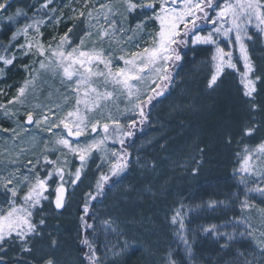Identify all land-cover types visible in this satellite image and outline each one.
<instances>
[{
    "label": "snow or ice",
    "instance_id": "snow-or-ice-1",
    "mask_svg": "<svg viewBox=\"0 0 264 264\" xmlns=\"http://www.w3.org/2000/svg\"><path fill=\"white\" fill-rule=\"evenodd\" d=\"M53 3L54 0H43L32 16L21 8L8 15H0V29H12L8 44L0 45L4 52L0 54V64L4 66L0 68V76L7 66L17 60L16 52L23 57H37L29 65L22 66L29 76L17 88L16 95L7 104L0 103L4 117L12 119L18 114V110L14 111L9 106L25 104L29 90H36L41 72L50 73L53 78L59 76L66 88L62 94V104L51 107L35 104L33 109L26 112V118L20 125V132L28 133L29 129L24 124L35 125L39 131L51 134L54 139L32 136L33 144L43 142L41 153L34 160H27L23 170L17 166L7 175H0V252L6 250L4 245L9 240H14L20 243L22 252L31 253L30 241L43 235L41 226L46 224L44 203H52L57 211L65 208L69 186L74 188L78 185L89 160L94 154H99L101 163L97 169L107 165L108 171L101 172L96 179L95 194L85 193L80 216V227L84 233L80 239V259L82 264H103L95 242L98 228L90 204L104 194L106 186L116 182L113 178L121 177L128 170L131 153L126 141L135 135L134 129L137 127L136 119H128V123L124 124L122 119L114 117L112 106L119 111L117 101L123 96L131 107H126L121 116L127 118L125 113L133 112L139 118V124H145L148 120L145 108L168 89L172 70L183 60L182 49L189 45L193 48L211 45L214 48L211 55L213 71L207 87L216 85L226 70H233L239 75L243 96L251 102V110H259L254 100L257 83L264 82V77L256 75L249 42H254L257 36L264 42V0H83L81 8H73V16L70 17L83 24L79 42L74 43L72 36L79 25L73 24L58 39L52 37L55 44H45L42 28L49 24L58 26L63 17V9L51 7ZM10 7V0H0V12H7ZM57 11L60 15H55ZM21 19L25 21L23 24L20 23ZM202 22L212 26L207 34L202 33ZM149 25L153 26L152 30H149ZM250 29H255V32ZM21 37L22 43L19 42ZM222 40L226 42V47L221 46ZM137 41L143 42L144 46ZM14 43L13 54L8 55ZM105 43L109 45L107 48L104 47ZM237 51L238 59L234 56ZM114 61H120L122 66ZM37 63L39 67L35 68ZM239 63H242V71ZM149 83L154 86L142 93L139 85ZM3 94L0 89V95ZM51 95L48 94L49 98ZM142 95L146 98L142 99ZM70 100L73 103L65 115L59 116L53 110L63 111ZM36 109L39 110L38 115ZM61 128L66 135L53 131ZM256 129L255 124L246 127L243 135L251 137ZM11 131L14 140L20 136L15 129ZM89 133L96 135L87 138ZM81 137L85 139L81 141ZM109 141L119 144L120 149L109 148ZM227 142L231 143L230 137ZM199 151L202 153L203 149ZM242 151V156L237 153L241 159L235 172L239 174V183L244 190V199L240 202V208L244 211L255 207L252 202L254 196L264 199V140L255 147L244 145ZM53 154L56 155L55 160L50 158ZM69 154L79 162L74 173L71 171ZM10 163L18 165L19 162L12 160ZM196 163L199 165L200 161ZM192 171L195 175L198 168ZM54 180L53 189L51 182ZM53 190L54 199L51 195ZM216 203L210 202L208 206L214 208ZM182 208L175 210L171 223L179 225L176 235L191 255L192 247L184 234L186 214ZM259 212L264 217V208H260ZM37 213L41 214L38 223L35 221ZM89 217L92 222H89ZM100 227L105 233L116 231L111 220L101 221ZM202 230L214 236L226 237L227 241H236L238 237L250 240L255 249L250 253L252 259L237 250L234 258L236 264H256L258 259H264V228L254 227L248 217H235L231 232H220L215 224ZM57 243L56 239H52L51 246L55 248ZM229 246L228 243L221 245L222 248ZM113 255L120 253L114 252ZM241 256L244 257L242 261L239 260ZM2 261L3 257L0 256V264ZM43 264L57 262L54 257H49ZM165 264L179 262L169 252Z\"/></svg>",
    "mask_w": 264,
    "mask_h": 264
},
{
    "label": "rangeland",
    "instance_id": "rangeland-1",
    "mask_svg": "<svg viewBox=\"0 0 264 264\" xmlns=\"http://www.w3.org/2000/svg\"><path fill=\"white\" fill-rule=\"evenodd\" d=\"M38 1L39 0H12L10 3L11 7L8 8L7 12H0V15L11 14L17 8L24 9L25 12L28 11V14H32L34 9L38 8ZM56 2L57 4L54 7L63 9V17L58 26L53 25L54 27L50 28H54L55 30L52 32L49 31L48 38L45 39V44L49 42L55 44L52 37L55 36L58 39L59 35L66 32L68 27L73 24L79 25L72 33L74 43H78L79 37L83 34V24L74 19H70V17L73 16L72 9H80L83 0H56ZM65 5H69V7H65ZM212 14L214 15V13ZM55 15H60V12L57 11ZM211 27L212 26L210 25L209 29L202 30V33L207 34ZM152 28L153 26L149 25V30H152ZM7 29L8 28L0 29V39ZM250 31L254 33L255 29H250ZM144 39L147 40V37ZM255 40H259V46L264 49V42L261 41L260 37L257 36ZM19 42L22 43L23 39ZM137 42L141 43V46H144L143 42ZM108 46L109 45L107 43L104 44L105 48ZM221 46L226 47V42L222 40ZM131 50L137 49L132 48ZM213 52L214 48L211 45H198L195 48L189 45L187 52L184 54L183 60L179 63L177 73L173 78L168 94L163 100L153 104L148 109V124H146L145 128L134 138L133 143L128 147V151L131 153V163L128 170H126L125 173H122L121 177H116V182L114 184L106 186L107 188L104 194L98 201L96 199L91 202L90 209L92 214L96 217L95 223L98 228V235L95 237V242L98 245V253L103 261V264H123L124 258L136 248L149 253V250L147 249L148 239L153 237L157 231V233L163 235L165 241H167V245L162 254H159L158 256L155 252L147 254L148 257L154 259L155 264H165L167 254L169 252L173 253L174 258L179 262V264H199L193 260L190 261L191 255H189L185 246L176 235L179 225H173L171 223V217L174 215L176 209H180L181 206H183L182 211L186 214L184 216L186 225L184 234L187 236L192 247L193 241H196L200 236L208 234L203 232V227L211 226L201 223L198 218H191V216L195 213H200L202 210L201 206L185 204L183 200L181 201L179 199H175L173 201V206L169 205L164 207V209L166 208V210H168L169 214L164 221V227H162L161 230L154 226L155 222H153L152 226H150L151 220L145 216L143 217L141 215L142 212L139 213L137 209H143V206L146 205L144 197H147V200L152 199L150 200L151 203H148L150 204L148 207L153 208L156 204L153 203V199H156L161 195H166L167 190L163 187H159L158 192H155L153 186H146L148 183H152L154 181V176L158 174L160 169L158 160L154 158V154L152 153L158 143L163 142V139L161 138L171 135L170 133L172 128L169 125V120L167 121V117L169 115H188L190 111L197 112L196 110L199 109V107L194 108L192 106L193 101L190 96L191 91H188V88L193 87L198 94H203L216 89L218 82L212 88L207 87L208 80L210 79L213 71L211 61V55ZM116 54H119L118 49ZM16 55L18 58L22 56L18 52H16ZM234 56L238 59V51L234 53ZM35 59H37V57L32 55L27 56V65ZM114 63L121 65L120 61H114ZM34 67L38 68V63L35 64ZM238 67L241 71L243 70L242 63H239ZM227 72H233L236 75L238 86L241 90L240 93L245 99L243 96V88L239 82V75L233 70H226L222 76ZM12 74L13 80L12 77H10L12 76L11 74H9L7 78H4L3 76L0 77V89L4 92L3 95H0V103L7 104V101L16 95V90L22 85L24 79L29 76L28 72H22L19 68L15 69ZM39 76L40 79L37 81V88L35 91L31 89L29 90L25 104L23 106L19 104L9 106V108L14 111L18 110V114L15 117L12 119L5 118L3 110H0V175H7L8 171L17 166L21 167V170H23L24 164L27 160H34L35 157L41 153L43 149V142L41 141L33 144L31 139L32 136L38 135L46 139H54L51 134L39 131L35 125L26 126L24 124L23 126L29 129V131L26 134L20 132V125L24 122L26 112L33 109L35 104L39 103L41 105H48L51 107L54 104L63 103L62 94L66 92V88L65 85L61 83L60 77L57 76L53 78L50 73L44 72L39 73ZM222 76L218 79V81L222 78ZM3 79L6 80L4 84H2ZM150 86L154 85H150V83L139 85L142 93H146L148 87ZM49 93L52 94L51 98L48 96ZM196 96L197 95L195 94L194 98ZM141 98L144 99L146 96L142 95ZM72 103L73 101L70 100L68 106L65 107L63 111L56 109L53 110L57 111L59 116H63L70 109ZM117 104L119 111L116 106H112V115L114 117L122 119L124 124L128 123V119H136V115L133 112L125 113V117L127 118L121 116V112H123L126 107H131V105L127 104L123 96L120 97ZM35 112L37 115L39 114L38 109H36ZM97 115H99V113H97ZM253 124L258 127L255 118H253L249 127ZM3 129H9L10 131L5 132ZM11 129H15L17 132H20V136L15 140L12 138L13 133ZM53 131H60L62 134L66 135V133H63L62 128L54 129ZM94 135L96 134L89 133L87 138H91ZM84 139L85 137L80 138L81 141ZM261 140H264V137L250 140V142L243 143L237 147L235 169L233 173L238 183L239 174L236 173L235 170L239 167V161L243 155L242 150L244 145L255 147V145L261 142ZM108 147L116 148L118 150L117 144H113L111 141L108 142ZM21 149H24V151L21 152ZM238 152L241 153V156H237ZM50 158L55 160L56 155L53 154ZM68 159L72 162L71 171L74 173L75 168L79 166V162L70 154L68 155ZM12 160H18V165L11 164L10 161ZM100 163V155L94 154L89 160L82 175V179L78 185L74 188L73 186H69L67 203L62 211H55L52 203H44L43 213L46 224L41 226L43 235L40 237H33L30 241L29 246L32 248L31 253L22 252L19 242L9 240L8 243L4 245L6 250L0 252V256L3 257L2 264H43V261L49 257H54L57 264H81L79 258L74 255L75 250L73 241L77 237L79 222L78 215L80 210V215H82L85 193H95L94 185L96 179L99 177L101 172L108 171L107 165H104L98 170L97 165ZM181 168L182 170H185L188 167L182 163ZM44 174L46 175V172ZM147 178L149 179L147 180ZM51 183L52 188L54 189L56 181L54 180ZM239 186L241 188L240 196L244 199L243 186L240 183ZM165 187H169V183L166 184ZM51 195L52 198H54V190ZM252 202L255 204V207L251 210H244V212H242L243 216L240 217H248L254 227L262 229L264 228V217H261L259 209L264 208V199H261L258 195H256L253 197ZM124 205L130 208L129 212L121 209ZM137 215H139V217ZM40 218L41 214L37 213L35 221L38 223ZM103 220L113 221L116 231L109 230L105 233L100 227L101 221ZM219 231L231 232L232 227H225L222 225L219 226ZM256 235H259V231H257ZM212 237L216 241L223 238V236L214 235H212ZM52 239H56L58 242L55 248L51 246ZM126 244L127 247H125ZM122 249L124 251H121ZM114 252L120 253V255H113ZM239 260L242 261L243 259L239 258ZM212 264H236V262L234 259L228 260V254H226L225 261H212Z\"/></svg>",
    "mask_w": 264,
    "mask_h": 264
},
{
    "label": "trees",
    "instance_id": "trees-1",
    "mask_svg": "<svg viewBox=\"0 0 264 264\" xmlns=\"http://www.w3.org/2000/svg\"><path fill=\"white\" fill-rule=\"evenodd\" d=\"M40 3H43V0L38 1V7ZM56 4L57 2L54 0L51 7H54ZM28 15L32 16L33 13ZM24 22L23 19L20 20L21 24ZM51 27L54 26L49 24V26L42 28L44 42L45 39L48 38L49 31L52 32L55 30L54 28L50 29ZM200 27L202 30H207L210 28V25L202 22ZM11 30L12 29L8 28L1 36L0 45L8 44ZM22 39V37L19 38V41ZM14 48L15 43L7 54L12 55ZM187 49L188 48L182 49L184 54L187 52ZM249 51L257 69L256 75L264 77V49L259 46V40L249 42ZM0 54H4L2 47H0ZM26 58L27 57L23 56L19 57L13 65L5 68L2 76L7 78L8 75L11 74L12 76L10 77H12L13 80L12 73L15 69L19 68L20 71H24L22 66L27 65ZM178 66L179 64L172 70V80L169 82V87L164 95L153 100L152 104L145 108L146 112L153 104H156L166 97L171 88L173 78L177 73ZM2 67L4 66L0 64V68ZM5 82L6 80L3 79L2 84ZM257 86V94L254 102L259 106V110L255 112L251 110V103L242 97L237 77L233 72L224 74L218 81L216 89L207 93L198 94L193 87L188 88V91H191L192 106L194 108L199 107V109L196 110L197 112L190 111L188 115H169L167 117V121L169 120V125L172 128L170 134L175 138V145L172 147L173 153L170 158L171 160H177L179 158L180 164L176 165L175 169L168 170L164 169V167L162 169L160 168L158 174L154 176V181L148 183L146 186H153L155 192H158L159 187H163L167 190V194L176 195L174 199H179V185L183 182L187 183L192 189L193 197L197 200V202H195V200L190 202L193 205L202 207L200 213H195L191 218H198L201 223L207 225L215 224L217 226L224 225L225 227H232L235 217L243 216L242 212H244L240 208V202L242 200L240 196L241 188L233 173L237 149L232 148L237 142V147H239L243 143L250 142V140L264 137V82H258ZM195 94L197 96L194 98ZM253 118H255L258 127L251 137H245L243 135L244 129L250 126ZM136 120L137 127L134 129L135 135L127 139L126 142L128 146L133 143L134 138L145 128L146 124H148V122H146L140 125L137 116ZM229 137L231 138V143L227 142ZM199 145H202L201 148L203 152L197 153L199 159L196 160H199L200 164L197 165L195 160L194 166L198 168V173L193 175V168H191L192 166L189 167L191 161H188L189 157L186 152H197L198 148H200L198 147ZM117 147L119 150L120 145L117 144ZM157 158L159 157L157 156ZM182 163L187 165L188 168L182 170ZM115 178L113 179L116 180ZM148 179L149 178H147V180ZM168 183L169 187H165ZM101 196L97 197V201ZM162 197L161 195L158 198ZM144 199L146 202L147 197H144ZM213 201L217 202L216 206L214 208H208L209 203ZM221 201H223V203H219ZM125 207L128 208L127 206ZM80 211L78 215V233L73 242L75 254L82 264L80 259V253L82 251L80 239L84 233L80 227ZM125 211L129 212L130 208ZM137 211L141 213L143 209L139 208ZM148 216L151 217V222L157 223L158 220L154 213ZM89 222H92L91 217H89ZM160 228L161 226L159 229ZM155 240L159 242L158 247ZM225 243H228L230 246L222 248L221 245ZM166 245L167 241H165L163 235L157 233L155 236L148 239L147 249L149 253L141 249H135L125 258L123 264H155L154 259L148 257L147 254L155 252L158 256L165 250ZM237 250L243 251L249 259H252L250 253L255 251L250 240L238 237L236 241H227L226 237H223L216 241L212 235L208 233L207 235L198 237L196 241L192 242L190 261L193 260L199 264H212V261L223 262L226 259V254H228V257L233 254L236 255ZM239 258L244 259L243 256ZM256 263L264 264V259H258Z\"/></svg>",
    "mask_w": 264,
    "mask_h": 264
},
{
    "label": "bare ground",
    "instance_id": "bare-ground-1",
    "mask_svg": "<svg viewBox=\"0 0 264 264\" xmlns=\"http://www.w3.org/2000/svg\"><path fill=\"white\" fill-rule=\"evenodd\" d=\"M205 93H207V92H205ZM161 139H163L162 140L163 142L158 143V145L156 146V148L154 149V151H153L152 154H154V158L156 160H158V163H159L161 169L163 167H164V169H168V170L169 169H175L176 168V165L180 164L179 163V158L177 160H174V159L171 160V158H170L171 154L173 153L172 152L173 151L172 150V147L175 145V140H174L175 138H174V136L169 135V136L163 137ZM237 143L233 146L232 149H237V146H238ZM198 147H200V148H198V151L197 152H193V151H190V152L187 151L186 152L187 155H188V157H189L188 161H191V163H190L191 165H189V167L192 166L191 168H195L196 167V166H194L195 165L194 164L195 163V160L196 159H199V155L197 153L200 152L199 150L201 149L202 145H199ZM157 156L160 159L157 158ZM196 161H198V160H196ZM179 189H180V195L178 197L179 200H181V201L183 200V202L185 204L192 205V203L190 201H194L195 198L192 195V189L190 188V186L187 183H184L183 182V183H180ZM174 198H175V195H169L166 192V195H164L162 198H158L157 200L153 199L154 200L153 203H156L155 204V207L152 206L153 208H149L148 207L150 205L148 203L152 199L146 200L145 203H146L147 207H146V205L143 206V212H142L141 215L143 217L145 216L149 220H151V217L148 216V215H151L152 213H154L156 215L157 220H158V221L156 220L157 223H155L154 226L157 227V228H159L160 226H161V228L164 227V223H165L164 221L166 220V218H167V216L169 214L168 213V210H166V208L164 209V207L165 206H169V205L170 206H173V201L175 200ZM195 202H197V200H195ZM170 203H172V204H170ZM125 205L122 206L121 209H123V210L128 209V208L125 207ZM195 206H197V205H195ZM139 215H137V216L139 217ZM137 216H134V217H137ZM152 223L153 222H151L150 226H152ZM155 234L153 236H155ZM150 238H152V237H150ZM156 245H157V247L159 246V242L158 241H156ZM136 250H138V249L136 248ZM131 252H133V250ZM74 255L77 256L75 253H74ZM235 256H236L235 254L229 255L228 260L234 259ZM125 258H124V260H125Z\"/></svg>",
    "mask_w": 264,
    "mask_h": 264
},
{
    "label": "water",
    "instance_id": "water-1",
    "mask_svg": "<svg viewBox=\"0 0 264 264\" xmlns=\"http://www.w3.org/2000/svg\"><path fill=\"white\" fill-rule=\"evenodd\" d=\"M11 1L12 0H10V3H11ZM26 118V117H25ZM25 120V119H24ZM26 126H30V125H27V124H25ZM54 195H55V193H54ZM54 199V198H53ZM52 206H53V209L55 210V211H57L55 208H54V205L52 204ZM63 210V209H62ZM62 210H60V211H62ZM60 211H57V212H60Z\"/></svg>",
    "mask_w": 264,
    "mask_h": 264
}]
</instances>
